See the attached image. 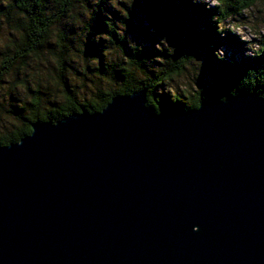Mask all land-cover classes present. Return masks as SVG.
<instances>
[{
  "label": "water",
  "instance_id": "1",
  "mask_svg": "<svg viewBox=\"0 0 264 264\" xmlns=\"http://www.w3.org/2000/svg\"><path fill=\"white\" fill-rule=\"evenodd\" d=\"M143 105L0 149V264H264V100Z\"/></svg>",
  "mask_w": 264,
  "mask_h": 264
},
{
  "label": "clouds",
  "instance_id": "2",
  "mask_svg": "<svg viewBox=\"0 0 264 264\" xmlns=\"http://www.w3.org/2000/svg\"><path fill=\"white\" fill-rule=\"evenodd\" d=\"M135 3L0 0V149L20 146L33 137L37 124L55 127L73 114H103L115 98L142 91L143 107L157 116L163 96L186 112L201 109L205 97L198 82L204 61L188 51L177 55L166 36L153 43L155 54L145 57L146 44L133 40L126 23ZM191 3L215 10L209 24L220 39L231 36L243 45L244 60H264V0ZM98 16L105 30L94 33ZM150 33L156 37L154 29ZM90 37L99 46L98 55L85 54ZM213 56L226 61L222 47ZM116 73L123 79H116ZM240 92L264 100V67L248 68L220 103ZM198 230L193 226L192 232Z\"/></svg>",
  "mask_w": 264,
  "mask_h": 264
},
{
  "label": "trees",
  "instance_id": "3",
  "mask_svg": "<svg viewBox=\"0 0 264 264\" xmlns=\"http://www.w3.org/2000/svg\"><path fill=\"white\" fill-rule=\"evenodd\" d=\"M214 11H205L203 6H193L191 0H136L130 12V19L126 22L132 37L136 34L142 36V41L146 44L145 57L150 58L154 55L153 43H158L160 37L166 36L168 42L176 47L177 55L188 51L190 54H196L197 59L204 61L202 72L210 79V83L198 84L204 90V101L220 100L221 96H227L228 92L236 86L248 68L264 67V60L247 61L243 59V56L239 61H233L227 57L224 63L216 61L213 51L220 48L224 42L231 45L230 41H235V38L227 36L225 39H220L216 35L214 26L209 24V18ZM113 15L116 14L113 13ZM202 27L206 30L201 31ZM150 29L155 30L156 37L151 35ZM104 30L103 18L98 16L93 25V32L98 33ZM98 47L91 43L90 37L85 54L98 55ZM127 54L130 55V53ZM116 79L122 80L123 77L120 73H116ZM241 93L246 92L239 94ZM159 100L160 112L164 109L184 111L182 105L172 104L167 96L159 97Z\"/></svg>",
  "mask_w": 264,
  "mask_h": 264
},
{
  "label": "rangeland",
  "instance_id": "4",
  "mask_svg": "<svg viewBox=\"0 0 264 264\" xmlns=\"http://www.w3.org/2000/svg\"><path fill=\"white\" fill-rule=\"evenodd\" d=\"M145 26V24H143ZM133 40L140 42L142 41V36L139 34H136L135 37H132ZM232 44L229 45L226 42L221 44L220 48L222 47L225 50L226 57L233 61H239L240 58L243 56L241 49L243 48V45L239 43V41L235 38V41H230ZM206 83H210V79L208 76H204V73H201L200 80L198 84L205 85Z\"/></svg>",
  "mask_w": 264,
  "mask_h": 264
}]
</instances>
